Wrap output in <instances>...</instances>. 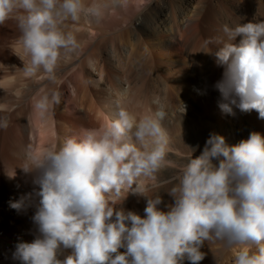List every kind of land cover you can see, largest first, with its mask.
I'll return each mask as SVG.
<instances>
[{
	"label": "clouds",
	"instance_id": "1",
	"mask_svg": "<svg viewBox=\"0 0 264 264\" xmlns=\"http://www.w3.org/2000/svg\"><path fill=\"white\" fill-rule=\"evenodd\" d=\"M108 10L106 0H0V24L18 21L19 44L28 57L24 74L42 72L41 79L54 81L61 60L80 47L65 21H99ZM223 31L229 42L215 53L217 64L226 65L215 85L224 101L219 107L228 114H234L233 106L244 113L255 110L264 119V21L225 25ZM238 36L243 39L237 45ZM59 102L60 94L51 91L36 99L34 108L46 119ZM166 116L163 107L139 117L121 108L103 127L30 150L22 168L34 174L37 187L10 201V207L35 206L32 219L40 236L18 244L14 259L21 264H180L187 256L190 264H200L205 241L218 240L243 246L235 264H264V135L253 132L229 147L213 134L202 155L165 181H175L168 191L174 204L162 211L159 194L145 195V181L155 180L167 163ZM8 123L0 118V128ZM221 156L218 166L212 163ZM7 174L15 177V171ZM130 192L147 197L146 218L115 207Z\"/></svg>",
	"mask_w": 264,
	"mask_h": 264
},
{
	"label": "bare ground",
	"instance_id": "2",
	"mask_svg": "<svg viewBox=\"0 0 264 264\" xmlns=\"http://www.w3.org/2000/svg\"><path fill=\"white\" fill-rule=\"evenodd\" d=\"M106 2L109 10L99 21H65V30L74 32L80 47L61 60L54 81L41 79L42 72L35 77L24 74L28 57L19 44L22 33L18 21L11 18L0 24V118L9 122L7 128H0V264H21L14 259L17 245L32 243L40 236L32 219L35 206L22 211L10 207V201L19 200L37 187L33 184L34 174L25 173L22 168L30 150H42L53 142L59 145L85 129L103 127L117 118L121 108L139 117L163 107L167 113L163 126L169 136L167 163L155 180L145 181V195L152 198L159 194L163 201L159 209L168 211L169 205L174 204L168 191L175 181H165L176 176L173 166L185 164L177 159L181 155L176 149L183 150L187 143L199 144L202 155L209 140L201 130L184 127V113L196 111L199 115L201 111L207 114V110H219L215 126L229 147L231 138L224 136L227 124L245 135L240 142L257 132L248 125L249 121L250 125L254 122L248 113L233 106L234 114H228L219 107L224 101L215 85L223 79L226 68L221 71L218 64L213 67L205 61L209 57L208 46L200 32L217 18H233L230 28L264 21V0H197L194 7L191 0ZM242 39L238 36L233 43L238 45ZM202 74H206L203 84L202 79L195 77ZM51 91L60 94V102L46 119H41L35 111V101ZM137 105L141 112L136 110ZM177 113L178 121L171 118ZM255 117L258 121L254 126L264 133L259 113ZM222 159L213 158L212 163L218 166ZM13 171L15 177L10 178L7 173ZM115 207L146 218L147 197L130 192ZM126 225L131 227V222ZM241 247L218 240L205 241L201 249L205 258L200 264H235ZM258 248L253 245L252 251L258 252ZM70 254V249L64 250L59 258ZM186 259L187 256L180 264H186Z\"/></svg>",
	"mask_w": 264,
	"mask_h": 264
},
{
	"label": "rangeland",
	"instance_id": "3",
	"mask_svg": "<svg viewBox=\"0 0 264 264\" xmlns=\"http://www.w3.org/2000/svg\"><path fill=\"white\" fill-rule=\"evenodd\" d=\"M191 1H192L191 2L192 7H194L195 5H198L197 0H191ZM187 6L190 7V4L188 3ZM225 23L228 26H231L233 24V18L230 17V18H227V20H225L223 18H217V20L213 21L209 26L203 27L202 32H200L202 34L205 42L211 41V43L207 44L209 57H207V59L205 60L209 66L214 65L213 67H215V64H217V58L215 56V53L217 51H219L220 45H222L224 42L228 41V37L223 31ZM200 45H201V43L199 42L198 46H200ZM218 66H219V69H221V71H223V69L226 68V65H218ZM213 67L211 69H213ZM207 75H213V74L207 73ZM196 76L198 78L202 79L201 84H203L205 77H206V74L195 75V77ZM171 81L173 83H175L173 80H171ZM186 91H187V89H186ZM189 92H191V90H189ZM143 99L144 98H142V100ZM140 107L141 106H139V105H137V107H136V110L139 112H141V110H142V108H140ZM196 107H198V106H196ZM201 108H205V110L207 109L204 105H201ZM218 111L219 110H216V109H210V110H207V112H206L207 114H205L203 111H201V114L199 113V115L196 114V111L184 113L183 117L188 119L191 122V123L190 122L186 123V121H184L185 119L183 118L182 120L184 122V127L187 129L190 128L189 131H193L194 129H197L199 131L201 130V132H203L204 135H206L207 139H210V137L213 134L220 136V132L217 130V128L215 126L216 121H217ZM255 112L256 111L253 110L252 112L248 113V115H251V118L254 122L258 121L257 118L255 117L258 112H256V114H255ZM178 114L179 113L171 115V118H173V120L178 121L179 120ZM236 114L239 115L238 110L236 111ZM246 120L249 121V119H246ZM260 121L264 125V123H263L264 119H261ZM254 122H251V125H250V121H249L248 125L252 126L253 129H255L258 133L264 135V133H262L258 129V127L256 128V126H254ZM179 126H182V123H180ZM226 127H227L226 128L227 133H225L224 136H227V134H228V137L231 138V141H230L231 147L238 145V143H240V141H241V138H244L245 135L242 134L238 130H234V128L229 126V124H227ZM181 129H184V128H181ZM187 129H184V130L187 131ZM263 130H264V128H263ZM199 149H200L199 144L187 143V145L184 147L183 150H179L178 148L176 149V152L181 155L177 159H181L186 164L191 158H197L200 156L199 155L200 153L198 151ZM182 166L183 165H177L175 167L173 166V169L175 170L176 176L180 173ZM2 234H0V235L2 236ZM125 251H126V249L122 250L121 253H124ZM184 262L187 264L188 260L186 259ZM189 264H190V261H189Z\"/></svg>",
	"mask_w": 264,
	"mask_h": 264
}]
</instances>
